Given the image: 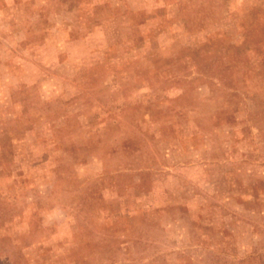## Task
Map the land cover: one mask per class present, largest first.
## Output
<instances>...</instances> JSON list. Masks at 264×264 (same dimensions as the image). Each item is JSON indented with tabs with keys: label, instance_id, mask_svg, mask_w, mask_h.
I'll use <instances>...</instances> for the list:
<instances>
[{
	"label": "rangeland",
	"instance_id": "rangeland-1",
	"mask_svg": "<svg viewBox=\"0 0 264 264\" xmlns=\"http://www.w3.org/2000/svg\"><path fill=\"white\" fill-rule=\"evenodd\" d=\"M0 264H264V0H0Z\"/></svg>",
	"mask_w": 264,
	"mask_h": 264
}]
</instances>
